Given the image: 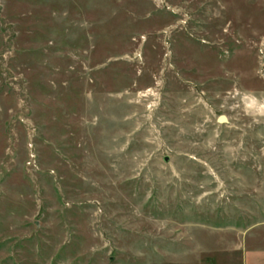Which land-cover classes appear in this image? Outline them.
I'll list each match as a JSON object with an SVG mask.
<instances>
[{"label":"rangeland","instance_id":"1","mask_svg":"<svg viewBox=\"0 0 264 264\" xmlns=\"http://www.w3.org/2000/svg\"><path fill=\"white\" fill-rule=\"evenodd\" d=\"M0 264H264V0H0Z\"/></svg>","mask_w":264,"mask_h":264},{"label":"water","instance_id":"2","mask_svg":"<svg viewBox=\"0 0 264 264\" xmlns=\"http://www.w3.org/2000/svg\"><path fill=\"white\" fill-rule=\"evenodd\" d=\"M218 122H219V123H223V122H225V118H224V117H220V118L218 119Z\"/></svg>","mask_w":264,"mask_h":264}]
</instances>
